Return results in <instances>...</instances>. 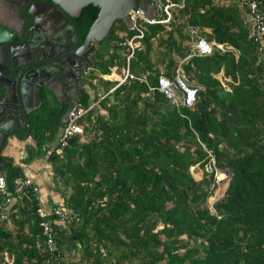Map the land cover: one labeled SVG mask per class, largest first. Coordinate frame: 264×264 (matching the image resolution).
Returning a JSON list of instances; mask_svg holds the SVG:
<instances>
[{"label": "trees", "instance_id": "16d2710c", "mask_svg": "<svg viewBox=\"0 0 264 264\" xmlns=\"http://www.w3.org/2000/svg\"><path fill=\"white\" fill-rule=\"evenodd\" d=\"M167 1L178 4L167 23H137L142 36L127 62L135 78L91 76L77 102L105 95L79 120L82 136L47 159L61 188L58 205L70 211L54 224L53 251L44 247L31 186L0 218V264H264V49L242 22L241 0ZM259 9L264 14V0ZM96 14L89 4L81 9L84 28ZM187 25L208 28L207 40L233 50L182 63L195 102L175 107L154 86L158 72L171 77L190 50ZM133 34L122 20L113 22V49L99 74L125 64L122 43ZM65 108L44 102L35 111L17 135H33L21 163L42 157ZM209 154L226 171L224 190L211 203L220 181L212 173L195 176ZM0 171L9 191L23 175L2 154Z\"/></svg>", "mask_w": 264, "mask_h": 264}, {"label": "built area", "instance_id": "2783aa9c", "mask_svg": "<svg viewBox=\"0 0 264 264\" xmlns=\"http://www.w3.org/2000/svg\"><path fill=\"white\" fill-rule=\"evenodd\" d=\"M241 4L244 7V17L242 19L243 24L247 25L250 30V36L256 43L258 51L264 49V14L259 9V0H241ZM174 4L170 1L161 2L157 0L155 4V13H145L141 8H134V10L128 14L129 27L128 30L134 32V34L125 40L122 44L126 47L125 61L122 68V72L118 77H108L110 74H102V78L115 79L118 82L124 81L127 77L130 79L135 78L127 70V62L132 56L134 48L139 47V39L142 36L141 30L138 28L137 23L139 21L152 23H167L171 18L170 8ZM186 30L190 36V50L180 59L179 63L174 67L172 76L168 77L162 71L158 72L156 78V84L154 89L160 92L168 102L177 107H191L195 102L196 88L186 83L184 75L181 71V64L189 60L193 55H209L213 50H217L219 53L225 52L227 49L233 50L228 45L223 43H216L214 41L207 40L203 34L202 28L193 25H187ZM235 52V50H234ZM116 65H112L108 69H116ZM115 72V71H114ZM143 80V78H139ZM112 89V88H111ZM108 90L109 91H111ZM105 94L98 91L95 93L96 100L92 99L87 105H83L77 101H74L72 105L63 114L58 131L53 141L47 142L43 147L42 153V168L47 167V159L53 152L60 154L63 147L67 145L68 140L74 135L82 136L83 125L79 121L81 117L90 110H93L97 101L101 99ZM21 166L23 175L13 179L12 190L9 191L6 188L2 175L0 176V194L4 195L3 200L0 201V218H5L10 209V198L16 195H26L27 189L32 186V194H35L36 188L33 187V175L29 173L25 164L17 163ZM201 172L212 173L215 182L222 180L226 174L223 170H219L214 167V159L209 154V160L201 169ZM222 176V177H220ZM36 215L39 219V227L44 239V247L48 252H52L54 249V224H61L66 218L70 216V211L64 209L58 204H53L48 207L39 206L35 209ZM58 264V263H55Z\"/></svg>", "mask_w": 264, "mask_h": 264}, {"label": "water", "instance_id": "95a60500", "mask_svg": "<svg viewBox=\"0 0 264 264\" xmlns=\"http://www.w3.org/2000/svg\"><path fill=\"white\" fill-rule=\"evenodd\" d=\"M38 1L40 8L45 4L55 9L63 18L65 17L56 9V6L67 12L73 19L87 4L97 10L95 18L87 28L84 44L94 40L97 42L98 53L104 55H108L112 48L106 40L113 22L120 19L128 28L130 24L128 14L134 8H141L145 13H152L155 11L157 2V0ZM29 5L26 3L22 5L17 0H4L0 3V148L10 136L17 133L18 123L25 119V113L21 107L27 97L25 89L29 87V84L36 89V105L40 99L42 75L47 64L44 58L49 46L39 45L32 40L33 21L36 19V14ZM13 20L17 22L16 27L13 24L9 25ZM49 40L51 41V38ZM35 50H38L39 58L33 55ZM16 109L20 112L15 113ZM223 171L226 174V171Z\"/></svg>", "mask_w": 264, "mask_h": 264}, {"label": "flooded vegetation", "instance_id": "af4514ba", "mask_svg": "<svg viewBox=\"0 0 264 264\" xmlns=\"http://www.w3.org/2000/svg\"><path fill=\"white\" fill-rule=\"evenodd\" d=\"M0 1L3 2L4 0ZM17 1L22 5L24 3L30 4L31 10L36 14V19L33 21L32 40L39 45L47 44L49 49H47L44 58L47 64L42 75L43 84L40 89L39 103L36 105L35 87L29 84V87L25 89L27 97H25L24 105L21 107L25 113V119L18 123L19 129L13 135L16 138L29 126L33 114L44 102L50 103L54 110L57 107L66 106L65 113L72 103L78 100L77 98L80 97L82 91L86 89L91 76L97 77L100 64L109 55L98 53L97 42L94 40L84 44L88 27L84 28L83 26L81 11L73 19L67 12L56 6V9L65 17L63 18L57 14L55 9L45 4L40 8L38 0ZM41 1L49 2L50 0ZM108 33L106 41L111 43L110 30ZM112 49L113 47L109 53ZM33 55L35 58L40 57L38 50H35ZM2 70L4 71V69ZM19 112V109H16L15 113ZM5 145L6 143L1 146L0 151Z\"/></svg>", "mask_w": 264, "mask_h": 264}, {"label": "crops", "instance_id": "0c3cea01", "mask_svg": "<svg viewBox=\"0 0 264 264\" xmlns=\"http://www.w3.org/2000/svg\"><path fill=\"white\" fill-rule=\"evenodd\" d=\"M1 3V1H0ZM152 13H155L152 12ZM11 23V24H10ZM9 25L16 27L17 22L15 20L11 21ZM205 32H208V28H203ZM120 36L122 33H118ZM117 68L108 69V77H118L121 72L123 65L116 66ZM115 71V72H114ZM97 76H101L102 74H99V71H97ZM106 75V74H104ZM108 79V78H106ZM118 81V80H117ZM91 91L89 90V93ZM92 93H90L89 99L91 100ZM33 139V135L28 136L24 140H19L15 136H10L6 142V145L2 148L0 151L2 155L10 156L13 158L15 163H19L20 160L26 155L25 146L26 144L30 145ZM42 157H34L30 163L26 164L27 170L29 173L33 175V187L36 188L35 190V198L39 200V206L48 207L53 204H60L62 197L59 194L58 191H61V188L59 190L55 189V183L52 180L51 176V169L50 165L47 163L46 168H42ZM3 175V173L0 171V176ZM17 198L16 196H13L10 198V208L13 204H15ZM15 209V208H14ZM13 209V210H14Z\"/></svg>", "mask_w": 264, "mask_h": 264}, {"label": "rangeland", "instance_id": "374dc122", "mask_svg": "<svg viewBox=\"0 0 264 264\" xmlns=\"http://www.w3.org/2000/svg\"><path fill=\"white\" fill-rule=\"evenodd\" d=\"M201 171H202L201 169H198L197 172L195 173V176H197V177L200 176V174L202 173ZM220 177H222V176H220ZM224 187H225V182L220 181L217 184V187L215 188L213 195L207 198L208 203H211L213 200H215L217 197H219L222 194Z\"/></svg>", "mask_w": 264, "mask_h": 264}]
</instances>
